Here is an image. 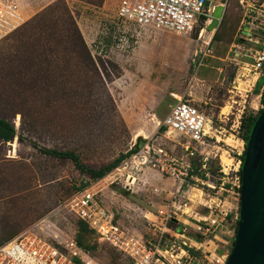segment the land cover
Masks as SVG:
<instances>
[{
	"label": "rangeland",
	"instance_id": "obj_1",
	"mask_svg": "<svg viewBox=\"0 0 264 264\" xmlns=\"http://www.w3.org/2000/svg\"><path fill=\"white\" fill-rule=\"evenodd\" d=\"M120 1L17 0L23 21L0 39V118L15 128L13 140H0V245L42 221L75 238L80 220L70 203L92 185L100 207L123 228L144 238L158 235L145 218L153 219L175 194L176 184L166 175L147 169L148 185L141 195L119 189L112 193L102 181L106 174L93 178L72 160L46 151L71 152L80 165L99 170L148 142L161 146L179 166L189 162L192 168L194 159L184 149L183 138L159 131L169 106L180 98L203 111L212 129L209 145L198 148L204 150L206 165L196 171L201 157L194 156L195 181L188 179L190 187H182L179 198L182 203L191 200L185 208L191 211L189 217L207 213L205 204L226 214L220 215L222 227L205 246L228 257L239 215L245 125L263 105L257 96L262 79L254 91L252 78L239 75L242 64L234 48L222 63L224 76L218 81H200L195 71L200 78H215L213 59H203L198 67L207 49L204 42H210L214 56L224 53L216 49L220 38L239 43L237 28L248 20L251 0H211L212 6L224 7L221 26L210 32L199 25L190 36L125 23L117 14ZM153 187L160 195L152 194ZM188 216L178 213L169 227L183 221L191 230L195 220ZM169 236L175 234H165ZM90 242L100 264H131L95 233ZM191 252L198 261L201 254ZM204 252L210 260V253Z\"/></svg>",
	"mask_w": 264,
	"mask_h": 264
},
{
	"label": "built area",
	"instance_id": "obj_2",
	"mask_svg": "<svg viewBox=\"0 0 264 264\" xmlns=\"http://www.w3.org/2000/svg\"><path fill=\"white\" fill-rule=\"evenodd\" d=\"M206 1L121 0L117 14L121 21L128 24L159 30L167 29L177 35L190 36L199 25L207 27L210 22L214 6L211 5L210 0V7H205ZM247 7L248 20L240 24L238 31L240 42L234 44L233 55L242 64V72L239 75L252 78L254 85L258 78H264V0H251ZM22 21L17 0H0V39L13 31ZM202 31L203 28H200L199 38ZM204 45L207 47L206 53L199 58L198 67L204 57L211 54L210 42H204ZM263 87L264 85L262 89ZM171 97L176 99L174 94ZM260 108L262 109L263 105ZM207 123L210 126L209 130L206 128ZM210 123L211 121L207 119L203 111L189 101L177 98L174 105L169 106V112L162 119L160 126L164 129L165 135L171 131L178 133L184 140L183 146L188 151V156L195 160L194 156L200 155L199 161L204 169L206 165L202 154L204 150L201 151L198 148L209 145L211 138L209 131L212 129ZM147 169L166 175L173 184H176L175 194H171L164 205L159 206L154 219L147 220V217H144L153 232H158L153 239L132 234L116 222L112 214L101 208L98 200H95L97 192L90 190L94 185L73 198L70 210L80 221L86 223L100 240L108 242L128 256L131 264H164L165 262L167 264H224L227 256L220 257L211 253L205 244L208 243L207 238L212 237L222 227L226 214L210 204H205L207 213H195L194 216L189 217L191 211H185V208H189L187 205L189 198H186L183 203L182 198H179L183 194L182 187L185 185L190 187L188 179L195 181L190 174L192 169L189 162L179 166L168 159L161 146L154 144L149 146L146 142L144 146L122 159L106 173L102 181H106L104 186L112 193L121 190L131 195H141L148 185ZM239 185L238 179V188ZM150 191L154 195L161 193L157 187L151 188ZM205 196L208 198L209 194ZM178 213L195 220L192 230L203 236L201 240H195L188 235V226L183 221H181L182 224L177 225V228L169 227ZM237 218L238 216L235 219ZM170 232L175 236L165 238V234ZM191 250L201 254L202 258L200 257L199 260L202 261L198 259L195 261L197 255H193ZM205 250L210 253V260L205 259ZM0 264L100 263L92 250L79 247L74 237L66 236L48 221H42L0 245Z\"/></svg>",
	"mask_w": 264,
	"mask_h": 264
},
{
	"label": "water",
	"instance_id": "obj_3",
	"mask_svg": "<svg viewBox=\"0 0 264 264\" xmlns=\"http://www.w3.org/2000/svg\"><path fill=\"white\" fill-rule=\"evenodd\" d=\"M205 7H210V0ZM223 13L222 5L213 7L207 31L217 28ZM138 145L141 146V141ZM239 196L237 229L224 264H264V110L246 142Z\"/></svg>",
	"mask_w": 264,
	"mask_h": 264
},
{
	"label": "trees",
	"instance_id": "obj_4",
	"mask_svg": "<svg viewBox=\"0 0 264 264\" xmlns=\"http://www.w3.org/2000/svg\"><path fill=\"white\" fill-rule=\"evenodd\" d=\"M256 90H257V86L254 89V91H256ZM260 101L263 103V108L255 116L249 117L247 125H245L246 126V132H245V137H244L245 144H244V151H243L242 156H241V164H240V167H239V180H240V183H241V176H242V162H243V158H244L246 142L248 140L251 128H252L255 120L257 119L259 113L264 110V89H263V91L261 93ZM243 125H244V122H243ZM163 130H164L163 128H160L159 131L163 132ZM14 137H15V128H14V126L11 123L7 122L6 120H3V119L0 118V140L4 141V142H9V141L13 140ZM46 152L48 154H52L55 157L68 158V159L72 160L75 163V165L80 170H82L83 172L88 173V175L93 177V178H101V177H103L115 165H117V163L122 158L125 157V156H122L120 159H117L112 164H110V165H108L106 167H103V168H101L99 170H93V169L85 168L84 166L80 165L79 162H78V158L74 154H72L71 152H66V151L58 152V151H49V150L46 151ZM130 153H132V152H130ZM193 164L195 165V160H193ZM193 164H191V165H193ZM193 166H192L191 169H193ZM194 167L196 168V171H197L198 168L199 169L201 168V163L196 164V166H194ZM190 174H192L191 171H190ZM202 177H203V175H202ZM238 189L240 190V186H239ZM78 224H79L78 225V230H77L76 237H75V241H76L77 245L79 247H82V248L87 249V250H92V251L95 250L96 246L90 242V235H91V233H93V231L90 230V228L87 226V224L82 222V221H80ZM237 224H238V218L236 220L235 233H236V229H237ZM188 235L190 237H193L195 240H201L202 237H203L202 235H200L199 233L195 232L192 229L188 230ZM217 251L220 252V250H217Z\"/></svg>",
	"mask_w": 264,
	"mask_h": 264
},
{
	"label": "crops",
	"instance_id": "obj_5",
	"mask_svg": "<svg viewBox=\"0 0 264 264\" xmlns=\"http://www.w3.org/2000/svg\"><path fill=\"white\" fill-rule=\"evenodd\" d=\"M215 6V5H214ZM224 15H225V10H224V13H223V17H222V20L224 19ZM243 21L240 22V24L242 23ZM240 24L237 28V31H239V28H240ZM221 26V20H220V23H219V26ZM236 37L233 36V38ZM215 39V38H214ZM213 39V40H214ZM218 46V47H217ZM234 46V43L232 41H230V39H227V38H220L218 41H217V44H216V49L219 48V52H224V53H220V54H217L214 56V54L212 55V50H211V54L208 55L207 57H204V59H213V65L215 66V69L217 70V75L215 76V78L213 79H203V78H200L196 75V72H197V69L195 71V78L200 80V81H204V82H208V83H214L216 81H218L220 79L221 76H224L223 72L225 70V67H222V63L226 62L227 58H228V52H230L232 50ZM225 77H222L221 80H223ZM262 79V82L257 90V96L260 97L261 96V93L263 90L262 89V86L264 85V78L263 77H260L258 78V80H256V83H255V88L258 84V82ZM146 172H149L148 170ZM154 175V174H152ZM151 175V176H152ZM156 175V174H155ZM154 219V216L152 217ZM147 220H152V219H148ZM191 227H193L194 223H191ZM142 236V235H141Z\"/></svg>",
	"mask_w": 264,
	"mask_h": 264
},
{
	"label": "bare ground",
	"instance_id": "obj_6",
	"mask_svg": "<svg viewBox=\"0 0 264 264\" xmlns=\"http://www.w3.org/2000/svg\"><path fill=\"white\" fill-rule=\"evenodd\" d=\"M206 128H207V130H209V125H208V123H207V125H206Z\"/></svg>",
	"mask_w": 264,
	"mask_h": 264
}]
</instances>
